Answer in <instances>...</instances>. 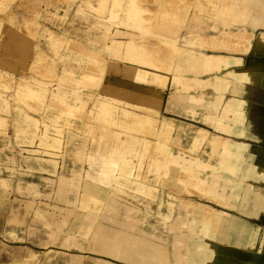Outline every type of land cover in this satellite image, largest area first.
<instances>
[{
  "label": "rangeland",
  "instance_id": "1",
  "mask_svg": "<svg viewBox=\"0 0 264 264\" xmlns=\"http://www.w3.org/2000/svg\"><path fill=\"white\" fill-rule=\"evenodd\" d=\"M222 8L223 0H0V264H166L161 245L187 247L189 236L228 239L191 243L201 257L222 245L236 264H264V189L253 197L252 185L228 178H264V153L245 166L241 144L204 130L194 137L197 128L173 114L177 92L220 110L227 80L238 79L225 63L237 52L221 33L203 40L189 31L192 17L230 12ZM67 134L69 153L88 142L84 163L63 150Z\"/></svg>",
  "mask_w": 264,
  "mask_h": 264
},
{
  "label": "crops",
  "instance_id": "2",
  "mask_svg": "<svg viewBox=\"0 0 264 264\" xmlns=\"http://www.w3.org/2000/svg\"><path fill=\"white\" fill-rule=\"evenodd\" d=\"M222 9H228L230 12H224L225 14L221 17L217 13H214L211 17H192L189 24V31L190 35H197L203 40H210L211 38H214V40L219 39L222 34L224 38L221 40L224 44H228V40L229 50L231 52H237V54L225 55V63L229 66L227 69L230 73L237 71L238 79L232 80V76H230V79L227 80V92L223 98V107L220 108V110H218V108L216 110L214 104V109L208 106L207 109H203L195 101L193 93L180 94L177 92L174 98L175 112L173 114L175 115L176 121L180 122L181 127H191L194 130L197 128V134L194 137H197L199 130H204L241 144L244 148V165L246 166L247 162L254 159L255 155L264 153V0H223ZM226 14L228 16H225ZM219 19L225 22H219ZM220 23H222L224 28H221ZM227 35L231 37L237 36V38L233 37L228 39L226 38ZM236 62L237 65L234 64ZM72 139H74L72 135H65L62 148L69 154L74 162L84 163L86 157L91 153L89 152V144L86 140H81L72 145L73 149L69 153L67 152L69 147L68 143H70ZM232 170L237 171L238 167H233ZM228 178L232 180H245L246 185H252L254 189L252 194L253 197L256 192L263 193L264 178L247 177L244 175L243 171L237 176H230ZM71 182L72 178L69 180L67 178L62 179V185L75 187V184ZM30 190H33V184L30 186ZM244 190H246V188ZM251 204L254 205V200H252ZM253 209L251 205V208L247 211L251 213ZM258 212L256 211V214H258ZM180 222H182V220L175 219L171 226H178ZM236 227H238L239 236L240 234L242 236V231L246 230L245 227L241 225H236ZM108 232L110 235L121 234L124 244L129 241V235L125 233L112 230ZM245 232L247 233L248 231L246 230ZM259 234L260 230H255L253 243H257L256 238ZM227 240L228 239L224 237L195 239L189 236L186 242H184L188 244L187 247L173 246V248L168 250L163 245H160L167 255L166 264H176V254L181 255L177 258L179 264H195L199 260H203L204 264H216V260L218 264H236L235 261L238 258L236 254L228 257L222 256L225 251L222 245L217 248L209 246L211 251L210 256L206 257V255H204L201 257V254L193 249L191 244L196 242L229 243ZM238 242V244H241V241ZM173 243L177 244L182 242L175 240ZM137 244L139 247V244L142 245L143 243L138 241ZM258 246L262 248L264 245L262 243ZM147 247L152 249L154 246H150L148 242ZM128 248L126 245L120 246L122 251ZM159 249L161 250V248ZM228 250L231 251L232 249ZM140 253V255H142L141 258H149L147 253ZM236 253H239V250ZM163 255L164 254L161 253L159 257H163ZM162 260V262H165L164 257ZM241 260H243V258L239 259V261Z\"/></svg>",
  "mask_w": 264,
  "mask_h": 264
}]
</instances>
